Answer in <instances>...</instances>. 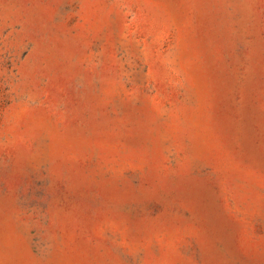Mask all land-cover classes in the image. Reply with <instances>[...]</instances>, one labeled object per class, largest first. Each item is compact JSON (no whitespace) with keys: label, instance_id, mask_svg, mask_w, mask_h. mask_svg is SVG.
I'll return each instance as SVG.
<instances>
[{"label":"rangeland","instance_id":"374dc122","mask_svg":"<svg viewBox=\"0 0 264 264\" xmlns=\"http://www.w3.org/2000/svg\"><path fill=\"white\" fill-rule=\"evenodd\" d=\"M0 264H264V0H0Z\"/></svg>","mask_w":264,"mask_h":264}]
</instances>
